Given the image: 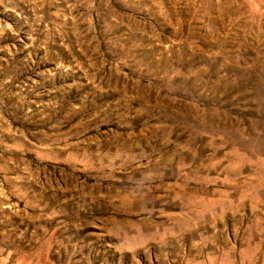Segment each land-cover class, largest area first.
Masks as SVG:
<instances>
[{
    "label": "rangeland",
    "instance_id": "obj_1",
    "mask_svg": "<svg viewBox=\"0 0 264 264\" xmlns=\"http://www.w3.org/2000/svg\"><path fill=\"white\" fill-rule=\"evenodd\" d=\"M0 264H264V0H0Z\"/></svg>",
    "mask_w": 264,
    "mask_h": 264
}]
</instances>
